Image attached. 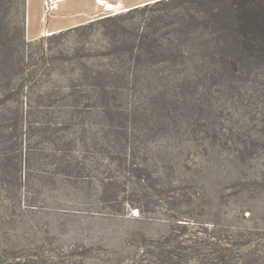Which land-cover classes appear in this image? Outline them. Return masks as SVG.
I'll return each instance as SVG.
<instances>
[{
  "label": "rangeland",
  "instance_id": "1",
  "mask_svg": "<svg viewBox=\"0 0 264 264\" xmlns=\"http://www.w3.org/2000/svg\"><path fill=\"white\" fill-rule=\"evenodd\" d=\"M30 1L25 40L26 0L0 17V98L21 85L28 112L16 177L14 106L0 102V264H264V71L184 76L117 59L109 23L94 21L139 0L99 4L76 15L91 27L53 39L59 0ZM126 14L118 23L144 25Z\"/></svg>",
  "mask_w": 264,
  "mask_h": 264
},
{
  "label": "trees",
  "instance_id": "2",
  "mask_svg": "<svg viewBox=\"0 0 264 264\" xmlns=\"http://www.w3.org/2000/svg\"><path fill=\"white\" fill-rule=\"evenodd\" d=\"M14 4L15 0H0V17L9 15ZM132 12L146 17L144 25L129 28L123 23H118L124 18L120 14ZM167 19L170 23L166 22ZM94 22L109 23L103 27L107 34L112 33L110 53L121 61L128 59L136 65L153 66L165 63L166 69L184 76L187 71H205V74L218 77H241L257 70L264 71V0H159L153 4L101 17ZM21 24L24 37L25 7ZM111 26L113 30L109 28ZM88 27L91 25L75 28L80 30ZM58 34H49V39L56 38ZM205 36H211L205 41L217 44L219 53L216 58L212 55L213 59L209 62L205 59L204 49L210 46L199 40ZM40 39L42 42L43 39ZM193 61L196 63L193 64ZM208 69L210 73L206 72ZM96 75L91 74L89 80H96ZM4 84V80H0V85ZM184 87L187 85H180L177 81L174 92ZM21 90L22 86L18 85L16 89H10L0 98V102L13 103L14 106V114L9 111L11 117L6 116L3 121L11 120L7 131L13 141L6 161L16 177L17 173L26 167L24 150L19 147L21 139L18 136L19 123L28 113L22 107ZM174 100L176 103L175 96Z\"/></svg>",
  "mask_w": 264,
  "mask_h": 264
},
{
  "label": "crops",
  "instance_id": "3",
  "mask_svg": "<svg viewBox=\"0 0 264 264\" xmlns=\"http://www.w3.org/2000/svg\"><path fill=\"white\" fill-rule=\"evenodd\" d=\"M66 1L68 0H59L57 2V9L54 14V18H52V20H50V24L47 26V32L45 34H51V33H54V32H57V31H60L61 29H65V28H68V27H73L76 25L78 26V24H81L82 22H85L87 21V19H78V17H76V15H79L80 13H85V12H88V11H91L94 7H99V4H102L105 2L106 6H110L112 5L114 2H116L117 0H89L87 3L86 6H84L82 9H77L75 8V2L76 0H73L72 2L73 3H70V4H66ZM128 1H132V0H128ZM140 3L141 1L143 0H139ZM137 3L136 2H132V3H126L125 1L121 2L122 6L121 7H124V9L126 10H129V9H132V8H135L136 6L138 5H141L140 3ZM72 4L74 6H72ZM61 7H68L67 10L63 11V12H60V11H57L59 10V8ZM34 8V6L32 5V2L30 0H26V3H25V32L28 34L29 32V28H30V25H31V13L34 12V10H32ZM68 13V14H67ZM60 19H58V18ZM36 20L38 21V25L41 26V17L37 14L36 15ZM77 19V20H76ZM25 33V34H26ZM37 37H40V35H35L33 37H29V39H35Z\"/></svg>",
  "mask_w": 264,
  "mask_h": 264
},
{
  "label": "bare ground",
  "instance_id": "4",
  "mask_svg": "<svg viewBox=\"0 0 264 264\" xmlns=\"http://www.w3.org/2000/svg\"><path fill=\"white\" fill-rule=\"evenodd\" d=\"M112 7H113V5L108 6L109 9L112 8Z\"/></svg>",
  "mask_w": 264,
  "mask_h": 264
},
{
  "label": "built area",
  "instance_id": "5",
  "mask_svg": "<svg viewBox=\"0 0 264 264\" xmlns=\"http://www.w3.org/2000/svg\"><path fill=\"white\" fill-rule=\"evenodd\" d=\"M120 12V11H119Z\"/></svg>",
  "mask_w": 264,
  "mask_h": 264
}]
</instances>
